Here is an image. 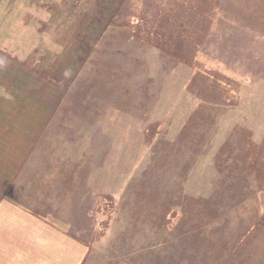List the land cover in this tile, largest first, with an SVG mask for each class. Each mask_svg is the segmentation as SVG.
Listing matches in <instances>:
<instances>
[{"label": "rangeland", "instance_id": "obj_1", "mask_svg": "<svg viewBox=\"0 0 264 264\" xmlns=\"http://www.w3.org/2000/svg\"><path fill=\"white\" fill-rule=\"evenodd\" d=\"M67 188L82 264H264V0H0V195Z\"/></svg>", "mask_w": 264, "mask_h": 264}, {"label": "crops", "instance_id": "obj_2", "mask_svg": "<svg viewBox=\"0 0 264 264\" xmlns=\"http://www.w3.org/2000/svg\"><path fill=\"white\" fill-rule=\"evenodd\" d=\"M52 155L50 165L60 171V176L87 169L88 162L67 157L71 153L65 148H55ZM60 196L64 198L54 203L60 210L42 211L36 196L26 200L0 195V264L83 263L88 253L87 241L74 233V222L66 220L74 217L77 209L73 202L77 199L68 188Z\"/></svg>", "mask_w": 264, "mask_h": 264}]
</instances>
